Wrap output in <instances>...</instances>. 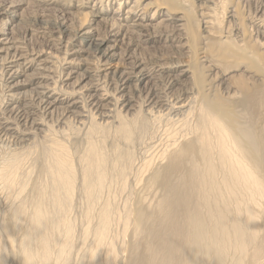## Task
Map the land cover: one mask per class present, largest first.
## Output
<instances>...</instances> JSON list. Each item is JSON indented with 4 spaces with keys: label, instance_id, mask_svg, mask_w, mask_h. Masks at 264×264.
Here are the masks:
<instances>
[{
    "label": "bare ground",
    "instance_id": "bare-ground-1",
    "mask_svg": "<svg viewBox=\"0 0 264 264\" xmlns=\"http://www.w3.org/2000/svg\"><path fill=\"white\" fill-rule=\"evenodd\" d=\"M51 1L52 0H50V2ZM104 1L105 0H99L100 3ZM131 2V8H128L127 13L124 12L126 13L125 16L119 14V9L118 11H114V13L110 12L109 10H107V12L99 10L96 11V13H93L94 8L90 7V10L92 11L90 13L92 18L89 16L88 18H91L90 20H87L88 18L81 20L77 18L79 22L76 23V32H73L72 30V32H70V29H68L67 25L63 26L64 23L62 24V22L60 23L57 20H55L54 24H47L46 21L43 20V22H40L42 25L41 28H50L55 31L63 29V31L61 32H64L65 34L62 35H64L67 39V43H65L63 47L66 48L68 45L72 44L71 41H74L78 45L75 46V49L74 47L71 48L75 50L74 52L72 50V54H90L91 51L94 53L96 52L100 55L99 57H101L105 61V64H107L109 61L114 60L113 58L116 56L118 47H116V43L121 38V36L124 35V31L122 34L121 29L118 27H127L126 34H128V30H137L141 32L144 31L145 28L150 27V25L144 23L145 17L142 16V14H137V16H134V9L138 8V6H136V3H140L142 1L133 2L131 0ZM3 3L4 4L2 6L0 5V19H6L8 21L7 23H5V21L3 23V20L1 21V27L3 28L2 30H5L8 23L14 25L22 24L23 20L19 19V9L21 8L20 6L24 5V2L19 0H5L3 1ZM70 4L68 5L70 6ZM118 7L120 8V6ZM163 8L164 7L162 6V9ZM257 8L255 10H257ZM72 14L73 13L71 12V15ZM113 14H116V21H118L119 26L116 25V22L114 23L108 19V15ZM161 16H163V13ZM231 16L232 15L230 14V17ZM60 19H62V17ZM97 21L99 23L101 21L107 22L110 30L107 37H99V35H97V39L95 40V32L97 31H95L96 28H94L93 25L95 22L97 23ZM130 22L132 24H130ZM206 24L208 25V23ZM207 25H205V28ZM24 26L25 25H23V27ZM261 30L259 31L260 33ZM26 32H28V30ZM3 34L4 36L0 35V53L4 55L3 60L7 62V65H9L7 67V72L9 75H7V77H9V79L8 82H6L8 83L9 90L7 91H10V94H12L14 98H18L20 100H22L23 98L27 104H24L25 102H10L5 105V110H0V138H6L9 134H18L19 130L17 131L16 128H18L19 126L14 127V121L17 125L26 127L29 126V129L27 128V131L29 130L28 132L22 131L19 133L21 136L28 137L32 133L38 132L39 134L43 131L41 130V127L43 125L42 121L41 123H39L40 121L37 122V120L40 119L37 118L36 120L34 118L35 113L31 111L32 105L38 106L39 111L41 110V115H43L44 117H51V119L54 115H56L57 111H61V115L63 116V118H70V116H72L76 121L91 120V122L89 123L90 127L88 128V130H86V134L89 132L87 135H90V133L91 135H93L96 131V133H99V130L101 131V133H105V129L100 128L97 124H100V122H93V119L95 117L93 118V115L90 116L91 113L94 115L96 113H99L100 116L102 114L100 113L101 110L104 109V101L101 95L98 94L99 86L98 88H96L93 86V84H90L91 86L88 85L87 81L89 77H85V75H79L76 71L70 70L67 72V78L64 77L66 78V80H70L73 78V76H76V83L82 84L83 82H85V85L89 86H87L88 88H86V95L88 94L86 96L87 98L85 97L87 99L86 107H81L82 112L78 111L80 109L78 107L80 101L78 102V100L75 99L76 96H73L75 92L72 93V98L69 97V95H71L69 91L67 93H70L68 96H63V94H61L60 96L55 97L50 93L51 90L48 87L42 86V82L47 78L45 73L48 69H46V67L44 66L45 63L43 62L44 64H42V61L39 60L41 52L39 53L37 51L38 53L33 54L32 52L35 49H31L33 50L32 52L30 50V52L33 54V57L29 56L27 54L28 52H25L27 51V49L24 51L22 49L23 47L21 48L19 45H17L18 39L15 37L13 38L11 32H5ZM35 37H38L37 41H41V44H43L41 38H39L40 36L34 35V40L36 39ZM110 37L114 38L115 41ZM23 40L24 39H22L21 43H24ZM52 40L53 41L51 42L47 41L46 48L49 50L54 46L52 42H55L56 38H53ZM110 41L114 44L109 45L108 42ZM29 42L31 41L29 40ZM59 43L60 42L57 41L56 46H62V44ZM28 44L29 43H27V45ZM34 44L37 43L34 42ZM27 45L25 46L27 47ZM41 46L39 48H42L44 45L42 47ZM89 50L91 51L89 52ZM44 61L47 60L44 59ZM36 62L38 64L40 63L39 66H43L41 68L42 72L35 74L36 77L31 76L28 78L26 73L27 71L31 70ZM34 69L35 71L40 70V68ZM53 71L55 72V70ZM37 75H40V78H38ZM118 75L119 83H121V86H124L122 90H126L125 88H130V78H128L129 73L122 70ZM137 76L139 77V83L145 82L147 80V75L143 70L139 71ZM47 81L49 80L47 79ZM33 85L34 87L38 86L35 87V91H30V93L21 92V89L25 86ZM63 86H65V84H63ZM64 92H66V89L64 90ZM156 92V89H152L149 91V93H147L148 101H146V103L144 102L146 104L144 105L145 108H148L147 112L146 109L143 108L144 111L139 110L136 111V113H131V119L128 117L129 120H131V128L129 123L130 121L128 122L125 119H120V122L122 123L119 125V127H117V130H120L121 133H125L124 135L126 136L128 133H130L129 128L131 129V135L132 131H134L135 129L137 132L139 131V137L142 136L139 146H141L142 149H155L160 144H162V147L164 146V143L160 142L161 140L164 141V138H172L170 142L166 141L167 143H169V145H167V148L159 150L161 154H152L160 155L158 159L159 161L161 159H163V161L165 160V163L161 167L157 166V168L153 170L155 172L149 179L154 185H158L157 189L159 188V191L161 192V195L158 199L159 203L155 205L152 211L149 209V206H140L138 208V211L136 212V220L134 222H131V224L129 222L128 216H126L125 218H120V222H122L124 230H128L131 225L133 228V241L130 248H128V262L133 260L132 264H147L148 262H150L151 264H229L231 262L239 261V259L234 258V256L236 255L240 256L242 254H246L247 256L248 254H251L252 251H256L251 258V261H253L254 264H264V256H261L260 253V251H264V248H262L258 252L264 241L260 246L256 245V239L259 236L260 228L258 227L255 213L251 208L243 207V204L245 203L250 206H254L260 198L264 200V133L263 130L258 129L257 118H255V120L251 124L247 121H241L239 115L234 114L233 112L230 115L220 105L209 108L208 105L213 103V99L205 98V100L197 108V116H195V118L193 117L194 120L196 119L195 122L191 121V123L188 124V122L190 121H185V119H182V117L187 113L189 107L187 106L186 101H181L180 98H178V100H180L179 102L177 99H175L177 101L173 102L169 106L166 100L159 97L157 95L158 92ZM61 96H63V98H61ZM82 97H84L83 94ZM120 97L124 98L123 95ZM128 99L117 100L120 101L119 106H121L123 110L128 112L129 109L127 110V108H130L131 106L132 112L134 111V105ZM113 102H115V100ZM239 103L240 102H236L235 105H238ZM249 104L250 102L244 101L243 104L239 107L247 109L249 107ZM106 105L109 104L106 103ZM0 106L2 105L0 104ZM166 106L168 108L163 110V108ZM193 109L195 110V108ZM2 113L7 117L2 116ZM139 113H143V119L139 118L141 115ZM113 114H115L114 111ZM188 114L190 115V112H188ZM194 114L196 115V113ZM235 115H237L238 118ZM193 118L188 119L186 117V119L188 120H192ZM10 119H12V122L9 121ZM72 120L70 118V121ZM74 123L80 124L79 122ZM177 135H179L180 137L178 136V138L176 139L175 137H177ZM64 136L62 137L64 138ZM54 139H56V137ZM19 141L20 140L18 139V142ZM87 141V149L79 159V161H82L85 164L81 183L82 192L84 193L82 194V196L84 195V199L88 202L89 205L94 206L98 204L101 208L98 209L95 217L98 219H96L98 221V225L94 227L96 245L94 244L95 246L91 248V250L86 254L88 258H86L87 261H85L86 264H114V253H107V257H101V251L103 249H107L108 247V242H106L107 234L108 232L110 233L111 225H113L114 221H116V211L114 210L112 204L108 203V200L102 202L103 196L119 178L124 179L128 178V176H131V180L133 183L142 181V176L146 172L153 169L154 164L156 163L154 159L155 157L153 156V159L151 158L152 160L146 161L144 165L142 164V166L136 167L135 156L129 155V153L125 155L118 154V158L114 161L116 165L113 166L112 164L108 163V158L103 154L99 145H97L90 138ZM182 141L183 143L180 144V142ZM24 142L25 141L23 140V143ZM63 142L57 140L51 142V146L44 147L43 152H38L40 154L37 158L31 159L33 161L42 159L43 161L40 167L42 179L32 184L34 185V188L32 189L33 194L31 197L28 196L30 197L28 207L31 206V212L29 213L26 209L27 205L21 203L15 208H13L11 205L13 209L11 210L9 208L11 210L9 212L11 213L8 217L4 214V212L2 213L1 211L0 213V239L1 237H3V239L7 241L8 245L12 247V250L14 248H18L21 264H68V260L70 259L67 255V252L72 240L73 227L69 221L66 222V217L69 216L71 209V197L72 192L75 188L74 185L76 176L73 167V157L71 156V154L73 153L69 152L68 148L63 144ZM134 142L135 141H133V143ZM138 149L136 151H138ZM151 153L152 152H150V155ZM20 155H16L13 158L7 159L4 162V169H2L3 167L1 168L3 173H0L2 177L0 181H4V190L7 192V194H9V196L14 195L17 192L18 188H20L19 195H21L24 191V188H27L25 182L31 177L30 171L24 170V158ZM134 155L137 154L135 153ZM138 156L140 155H137V157ZM145 159H147V157ZM144 183L147 182L145 181ZM25 204L27 203L25 202ZM170 205H177V207L182 206L186 213L191 212L190 215H187V223L193 225V227L190 229V233L195 230L201 236V239L199 241H192L186 236H182L178 233L180 225L177 223V221L169 211L168 206ZM126 211H128V209ZM244 215H246L248 218L245 226L240 221V218ZM163 230H165L168 235H165ZM21 232L23 234L22 238L19 240L17 236L21 234ZM60 233H62V236H60ZM182 244L186 246L191 254V259L188 261H186L183 257L185 252L181 251L182 249H184V246ZM168 246H173V249L170 251L171 255H173V262L170 260V258H162ZM126 247L123 248L126 249ZM216 247L227 250L231 254V257L212 255V252ZM139 248L142 249V253L141 255L136 256L135 252Z\"/></svg>",
    "mask_w": 264,
    "mask_h": 264
},
{
    "label": "rangeland",
    "instance_id": "rangeland-1",
    "mask_svg": "<svg viewBox=\"0 0 264 264\" xmlns=\"http://www.w3.org/2000/svg\"><path fill=\"white\" fill-rule=\"evenodd\" d=\"M3 1L5 0H0L1 6L4 4ZM9 1H14V0H9ZM19 1L24 2V5L20 6L21 8L19 9V14H20L19 19L23 20L22 24L25 26L23 27L22 24L14 25L8 23L5 30H2L3 28L1 27V23H2L1 21L3 20V23L4 21L5 23H7L8 20L0 19V35L4 36L3 33L11 32L12 37L18 39V40L16 39L17 45H19L21 48L23 47L22 49L24 51L27 49V51L25 52L26 53L28 52L27 54L29 56L41 52L39 60L42 61L41 62L42 64L45 63L44 66L48 70L45 73L47 78L45 80L43 79L44 80L42 82L43 85L42 84L39 85L48 87L51 90L50 93L53 94L55 97L60 96L61 94H63V96L64 95L68 96L70 93L71 95H69V97L72 98L73 96L74 97L76 96L75 99H77L78 102L80 101L78 105L80 109L78 111L82 112L81 107L83 106H84L83 108L86 107V101H87L86 96L88 95V94L86 95L87 93L86 88L89 87L88 85L93 84V86L96 88H98L99 86L98 94L101 95L104 101L103 102L104 109L101 110L100 113L102 114L100 116L99 113H96L95 115L91 113L90 116L93 115V118L95 117L93 119V122L95 123L100 122V124L99 123L97 124L99 125L100 128L105 129V133L103 134L99 130V133H96L97 132L96 131L95 132L96 134L94 133L93 135H91L90 133V135H87L89 132L86 134L87 132L86 130H88V128L90 127L89 123L91 122V120L76 121L75 118L70 116L71 120L73 119L72 121H70L69 117H66L67 119L63 118V116L61 115V111L60 112L57 111L56 115H54L55 118L53 116V118L51 119V117H47V116L44 117L43 115H41L42 113L41 110L39 111L38 106L35 105L36 106L35 107L34 105H32L31 111L35 113L34 118L36 120L37 118L40 119L37 120V122L40 121L39 123H41L42 121L43 125L41 127L42 128L41 130L43 131L39 134L38 132L32 133L28 137L21 136L19 133L22 131L28 132L29 130L27 131V128L29 129V126L26 127L22 125H17L16 122L14 121L15 123L14 127H18V126L20 127V128L18 127L19 129L16 128L17 131L19 130L18 134L17 133L9 134L8 137L6 138H0V165H1L0 173H3L2 169H4V165H5L4 162L7 159L13 158L16 155L19 156L21 154L20 156L24 158V163L26 164L28 162L26 165L24 164V170L30 171L32 177V178L30 177L25 182L27 188H24V191L21 195H19L20 188H18L17 189L18 193L16 192L14 195L9 196V194H7V192L4 190L5 189L4 181L3 180L0 181V213L2 211V213L4 212V214L8 217L11 213L9 211H11L13 208L17 207L21 203L27 205L26 209L28 210L29 213L31 212V206L28 207V204L30 200L29 198L33 194L32 189L34 188L33 187L34 185L32 184L42 179L41 176L42 173L40 172V167H41V163H43L42 159H37L34 161L31 159L37 158L38 155L40 154L38 152H43L44 147L51 146V142L55 140L60 142L64 141L63 144L66 145L70 153L71 152L73 153L71 154V156L73 157V163H74L73 167L76 176L75 185H74L75 188L72 192V197H71V209L69 216L66 217V222L69 221L73 227L72 240L67 252V255L70 258L68 260V264H86L87 261L86 258H88L86 254L91 250V248H93L96 245V236L94 233V227L98 225V221H97L98 219L95 217H96V212L98 211V209L101 208L98 204L94 206L89 205L88 202L84 199V195L82 196V194L84 193L82 192L81 183H82V175L85 164L84 162L79 161V159L87 149V142H88L87 140H89L90 138L97 145H99L103 154L107 156L108 163L112 164L113 166L116 165L114 161L118 158V154L125 155L129 153V155L135 156L136 167L142 166V164L144 165L146 161L152 160L153 159L152 157L154 156L156 163L154 164L153 169H151L152 171L150 170L146 172L148 174L145 173L144 174L145 176L144 175L142 176L141 179L142 181H140L141 184L140 182L133 183L131 180V176H128V178H124V179L119 178L115 181L114 185L111 186L106 191L102 200V202L108 200V203L112 204L114 210L118 213L119 216L122 217H119L115 212L116 221H114V224L111 225L110 233L108 232L107 234L106 242H108V247L107 249H103L101 251V257L103 258L107 257L108 256L107 253L109 254L114 253V264H132L133 260L128 262L129 259L128 248H130L133 241V232H132L133 228L131 225L128 228V230H124L122 222H120V218H125L126 216H128L129 222L131 224V222H134L136 220L135 219L136 212L138 211V208L140 206H149V209L152 211L155 205L159 203L158 199L161 195V192L159 191V188L157 189L158 185L157 186L156 184L154 185L149 179L151 178V175L155 172L153 170H155L157 166L161 167L165 163V160L163 161V159H161L159 161L158 159L160 155H152V154L155 153L161 154L159 150L167 148V145H169V143L167 142H170L172 138L169 139L164 138V141L161 140L160 142L164 143L163 144L164 146L161 147L162 144L160 145L157 144L158 147L155 148L157 150L150 149L151 150L150 151L148 149H142V147L139 146L140 140L142 138V136L139 137L140 132L139 131L137 132L135 129L134 131H132V135H131V129H130L131 120H129V118L131 119L132 117L131 113H136V111L143 110V108L146 109L147 112L148 108H145L144 106L146 105L145 104L146 101H148L147 93H149V91L152 89L154 90L156 89V91L158 92L157 95L161 98H164L169 106L173 102H176L178 98H180L181 101H186L187 106H189L190 108L188 107V111L182 117V119H185V121H190L188 122V124L191 123V121L195 122L196 119L194 120V118L195 116H197V110H198L197 108L205 100V98H212L213 103L208 105L209 108L220 105L230 115L233 112L234 114L240 116L241 121H245V122L247 121L250 124L255 120V118H257L258 129L263 130L264 133V54H263L264 53V31H263L264 1L258 0L259 1L258 3L257 0H247V1L246 0H220V1L132 0L133 2L142 1L140 3H136V6H138V8L134 9L135 11L134 16H137V14L138 15L142 14V16L145 17L144 23L150 25L151 28L150 27H149L150 29L145 28V30L141 32L137 30L135 31L128 30V34H126L127 27H123V26L118 27L121 29L122 34L124 31V35L121 36V38L116 43V47L117 46L118 47H117L116 56L113 58L114 60L109 61L107 64H105V61L101 57H99L100 55L98 53L96 52L94 53L91 50H89V52L91 51L93 54L91 52L90 54L89 53L72 54L75 50L71 48L74 47L75 49V46L78 44L74 41H71L72 44L68 45L66 48L63 47L65 43H67V39L65 38L64 35H62L65 33L61 32L63 31V29H59L56 31L50 28L43 29L41 28L42 25L40 22H43V20H45L47 24L49 23L54 24L55 20H57L60 23L62 22V24L64 23L63 26L67 25L68 29H70L69 30L70 32L72 31L76 32L77 29L76 23L79 22L78 19L79 20L87 19L88 16L92 18L90 14L92 12L90 10L91 9L90 7L94 8L93 13H96V11L99 10L103 12H107V10H109L110 12L114 13V11H118L119 9L118 11L119 14L125 16L128 11V8H131V4H132L131 0H120V1L105 0L104 2L101 3L99 2V0H96L97 2L95 0H88L89 2L87 0L85 1L72 0L73 2L70 0L69 1L52 0L51 1L52 3L50 2V0H43V1L19 0ZM68 4H70V6ZM87 4L90 5L88 6ZM95 5L97 6V8ZM259 5L261 8L259 7ZM118 6H120V8ZM162 6L164 7L163 8L164 10L162 9ZM256 8L257 10H255ZM71 12L73 13L72 15ZM162 13L163 16H161ZM230 14L232 15L231 16L232 18L230 17ZM108 16L107 17L109 20H111L114 23L116 22L117 23L116 25L119 26L118 21H116L117 19L116 14L108 15ZM61 17L62 19H60ZM91 18H88L87 20H90ZM101 22L100 24L97 21V23L95 22L93 25L94 28H96V30L95 29L94 30L97 31L95 32L96 34V37H94L95 40L97 39V35H99V37H107L108 32L110 30L109 29L110 27L107 22H103V21ZM205 22L208 23V25L210 23V25L208 26ZM211 22H213L214 25ZM130 24L132 23L130 22ZM205 25H207L209 29L207 26L206 29ZM27 30L28 32H26ZM260 30L261 33L259 32ZM34 35L40 36L39 38H41L43 44H41V41H37L38 37H35L36 39L34 40L33 38ZM53 38H56V41L52 42L54 46L51 47V49L49 50L46 48L47 41L51 42L53 41L52 40ZM22 39H24L23 40L24 43L23 42L21 43ZM111 39L115 41L114 38ZM29 40L31 42H29ZM57 41L60 42L62 46L61 45L56 46ZM34 42L37 44H34ZM27 43L29 44L27 45ZM108 44L113 45L114 43L110 41L108 42ZM25 45H27V47ZM39 45L40 46L44 45L43 47L42 46L41 47L43 48V50L45 49L44 51L46 52H44L42 48H39L40 47ZM64 48L67 50L69 48V50L67 51ZM31 49L33 50L35 49V50L33 51ZM30 50L31 52L33 51L32 52L33 54L30 52ZM3 56L4 55L0 53V70H1L0 71V75H1L0 104L2 105L0 106L1 111L5 110L4 109L6 108L5 105L10 102L12 103L25 102L24 104H27L23 98H22L23 101L18 98H14L12 94H10L11 92L7 91L9 90L8 83H6L8 82L9 79V77H7L8 75L7 67L9 65H7V62L3 60L4 59ZM44 59L47 61H44ZM39 64L36 62L34 66L31 68V70L27 71L26 75L28 76V78L31 76L36 77L35 74L42 72L41 68L43 66L41 65L39 66ZM34 68L37 69L40 68V70L35 71ZM53 70H55V72ZM70 70L76 71L79 75H85V77L86 76L89 77L87 81L88 85H85V82H83L82 84L76 83V79H75L76 76H73V78L70 80H66L67 72ZM122 70L129 73L128 78H130L129 80L130 88H125L126 90H122L124 86H121V83H119L118 81L119 79L118 74ZM141 70H143L144 73L147 75V80L145 82L139 83V77L137 75ZM32 71L34 72V74ZM37 76L38 78H40L39 77L40 75ZM47 79L49 81H47ZM61 80H63L64 82ZM62 83L65 84V86H63ZM35 87L34 85L25 86L24 88L21 89V92L30 93V91L31 92L35 91L36 89ZM65 89L66 92H64ZM68 91L70 92L69 94H67ZM72 93H74L73 96ZM82 94L84 97H82ZM122 95L124 98L120 97ZM63 96H61V98H63ZM117 99L130 100L131 103H133L134 105L133 106L134 111L131 112V106L130 108H127V110L129 109L128 112L123 110L121 106H119L120 101H118ZM114 100L115 102H113ZM180 100H178V102ZM244 101L250 102L249 107L247 109L239 107L240 105L243 104ZM236 102H240V103L238 105H235ZM106 103L109 105H106ZM167 106L164 107L163 110L168 108ZM191 108L192 109L195 108L196 111L194 109L192 111ZM113 111L115 112V114H113ZM188 112H190V115L188 114ZM194 113H196V115ZM139 114L142 115L143 113H139ZM141 115L139 118L143 119L142 118L143 115L142 116ZM237 115L235 116L237 117ZM2 116L7 117L3 113ZM185 116L188 119L189 118L191 119L193 117L194 118L192 120H188L186 119ZM120 119H125L128 122L130 121L129 122L130 133H128L127 136L124 135L125 133H121L120 130H117L118 129L117 127H119V125L122 123L120 122ZM9 121L12 122V119H10ZM127 121H123V122H127ZM74 122L77 123L79 122L80 124H76ZM69 123L71 126L69 125ZM10 135L12 136L14 135V136L12 137ZM52 136L54 138L56 137V139H54ZM62 136H64V138ZM178 136L179 135H177V137L175 138L177 139ZM18 139L21 142L20 141L18 142ZM23 140L25 141L24 143ZM133 141H135L136 143L134 142L135 143L134 144ZM182 143L183 141L180 142V144ZM137 149L138 151H136ZM150 152H152L151 153L152 156L150 155ZM135 153L140 156L142 153L143 157L142 156L137 157V155H134ZM26 156H29L30 158ZM146 157L147 159H145ZM1 178L2 177L0 174V179ZM145 181L147 183H144ZM151 184L154 186V188ZM25 202L27 204H25ZM11 205L13 208L11 207ZM243 207L244 208L249 207L255 213L258 227L260 228L259 236L256 239L257 240L256 245L260 246L264 241V200L260 198L254 206H250L247 203H245L243 204ZM127 209L128 211H126ZM168 209L171 212L172 216L177 221V223L180 225L178 231L180 235L186 236L192 241H199L201 239V236L195 230L190 233V229L193 227V225L187 223V215H190L191 212L186 213L182 206L177 207V205H170L168 206ZM247 220L248 218L246 215L240 218V221L244 226L246 225ZM163 232L165 235H168V233L165 230H163ZM22 234L23 233L21 232V234L17 236L19 240L22 238ZM60 236H62V233H60ZM0 245H1L0 264H21L18 248H14L12 250V247L8 245L7 241H5L3 237H1L0 239ZM122 246L123 247L127 246V247L125 249ZM183 246L184 249H182L181 251L185 252L183 257L185 258L186 261H188L191 259V254L186 248V246L185 245ZM262 248H264V243L260 247L258 252ZM172 249L173 246H168L162 258H170V260L173 262V255H171L170 253ZM255 252L256 251H252L251 254H248L247 256L246 254H242L240 256L236 255L234 256V258L239 259V261L231 262L229 264H254V262L251 261V258L253 257ZM141 253H142V249L139 248L136 250L135 255L139 256L141 255ZM260 253L261 256H264V251H260ZM212 255L231 257V254L227 250L219 247H216L214 249ZM147 264H151V263L148 262Z\"/></svg>",
    "mask_w": 264,
    "mask_h": 264
}]
</instances>
